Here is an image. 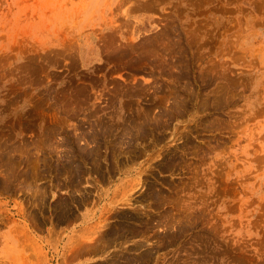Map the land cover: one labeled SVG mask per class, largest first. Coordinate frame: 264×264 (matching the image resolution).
<instances>
[{"label":"rangeland","instance_id":"obj_1","mask_svg":"<svg viewBox=\"0 0 264 264\" xmlns=\"http://www.w3.org/2000/svg\"><path fill=\"white\" fill-rule=\"evenodd\" d=\"M0 154V264H264V0H0Z\"/></svg>","mask_w":264,"mask_h":264},{"label":"bare ground","instance_id":"obj_2","mask_svg":"<svg viewBox=\"0 0 264 264\" xmlns=\"http://www.w3.org/2000/svg\"><path fill=\"white\" fill-rule=\"evenodd\" d=\"M138 57V56H137ZM167 63V62H166ZM170 68V67H169ZM179 73V72H178ZM188 74V73H187ZM179 75V74H178ZM181 76H182V73H181ZM187 76V75H186ZM180 77V76H179ZM176 80H178V79H176ZM175 80V81H176ZM183 85V84H182ZM160 86V85H159ZM173 87V86H172ZM184 87V86H183ZM182 89V88H181ZM184 89V88H183ZM168 93V92H167ZM173 97V96H172ZM178 103V102H177ZM176 103V104H177ZM170 108V107H169ZM177 108V107H176ZM159 117V116H158ZM162 117V116H161ZM165 118V117H164ZM156 121H158V120H156ZM139 128V127H138ZM107 132V131H106ZM128 132V131H127ZM126 132V133H127ZM119 135V134H118ZM125 135V134H124ZM129 135V134H128ZM105 136V135H104ZM120 142V141H119ZM125 142V141H124ZM96 143V142H95ZM122 143V142H121ZM128 144H130V143H128ZM127 144V145H128ZM98 146V145H97ZM122 146V145H121ZM129 150V149H128ZM80 151H81V149H80ZM11 152V151H10ZM9 152V153H10ZM88 153V152H87ZM1 155V154H0ZM65 156V155H64ZM63 156V157H64ZM10 157H12V156H10ZM8 158V157H7ZM68 158V157H67ZM17 160V159H16ZM8 161V160H7ZM76 161V160H75ZM12 162H14V161H12ZM12 162H10L11 164H13ZM6 163V162H5ZM4 163V164H5ZM14 163H16L17 164V162H14ZM62 163V162H61ZM10 164V165H11ZM18 164H19V162H18ZM55 164V163H54ZM8 165V164H7ZM9 166V165H8ZM13 167H11L10 169H12ZM75 169H76V167H74ZM61 169V168H60ZM74 169V170H75ZM97 169V168H96ZM73 170V171H74ZM78 170V169H77ZM77 170H75V171H77ZM66 171V170H65ZM56 172H58L57 170H56ZM19 173V172H18ZM21 173V172H20ZM59 173V172H58ZM76 173V172H75ZM102 173V172H101ZM7 174V173H6ZM14 174V173H13ZM103 174V173H102ZM10 175H11V172H10ZM31 175V174H30ZM71 175V174H70ZM8 176H9V172H8ZM33 176V175H32ZM6 178H8L7 176H6ZM29 178V177H28ZM69 178V177H68ZM73 179V178H72ZM9 180H10V178H9ZM28 180V179H27ZM59 181V180H58ZM73 182V181H72ZM28 183H30V182H28ZM62 183V182H61ZM74 184V183H73ZM6 185V184H5ZM71 185V184H70ZM64 188V187H63ZM86 195V194H85ZM158 197V196H157ZM75 200V199H74ZM79 201V200H78ZM60 204H61V202H59ZM64 204V203H63ZM66 204V203H65ZM68 204V203H67ZM163 204V203H162ZM58 205V204H57ZM69 205V204H68ZM67 206V205H66ZM52 207V206H51ZM56 207V206H55ZM58 208V207H57ZM55 209V208H54ZM53 210V209H52ZM57 210V209H56ZM59 212L60 213H62V215H63V213H67V209L65 208V205H60V209H59ZM70 212V211H69ZM52 213V212H51ZM70 214H72V213H70ZM61 214H60V216H62ZM64 216V215H63ZM62 216V217H63ZM56 217V216H55ZM61 217V218H62ZM65 218V217H64ZM64 218H62V219H64ZM66 218H67V216H66ZM122 218V217H121ZM127 218V217H126ZM57 219V218H56ZM68 219V218H67ZM128 219V218H127ZM59 220V219H58ZM62 221V220H61ZM128 224V223H127ZM132 225V224H131ZM166 225V224H165ZM127 226V225H126ZM125 228V227H124ZM108 229V228H107ZM103 230V229H102ZM109 230V229H108ZM105 231V230H104ZM103 231V232H104ZM102 232V231H101ZM102 232V233H103ZM98 234V233H97ZM119 235H121V234H119ZM92 236V235H91ZM111 236H112V232L111 231H107V232H105L103 235H102V238L100 237V236H98V237H100L101 239H102V241L103 240H105V239H107V241L109 242L110 241V239H111ZM163 236H165V235H163ZM90 237V236H89ZM83 238V237H82ZM86 239V238H85ZM93 239V238H92ZM74 241H75V239H73ZM89 240H91V239H89ZM112 240V239H111ZM79 243H83V242H81V240L79 239ZM92 241H97V239L95 238V240L93 239ZM99 241L100 240H98V243H99ZM85 242V241H84ZM87 242H88V240H87ZM91 242V241H90ZM127 242V241H126ZM75 243V242H74ZM77 243V242H76ZM75 243V244H76ZM93 243V242H92ZM84 244V243H83ZM89 244V243H88ZM88 244H87V246H88ZM91 244V243H90ZM94 244H95V242H94ZM93 244V245H94ZM106 244V243H105ZM105 244H103V246L105 245ZM79 245V244H78ZM93 245H91V247L93 246ZM76 246V245H75ZM80 246V245H79ZM83 247V246H82ZM91 247L90 246H88V248H90L91 249ZM134 248H136L135 246H134ZM73 249V248H72ZM75 249V248H74ZM84 249V248H83ZM86 250V249H85ZM92 250H94V251H96L97 250V246H94L93 248H92ZM99 250V249H98ZM122 250V249H121ZM72 251V250H71ZM88 251H90V250H87V252ZM82 252V251H81ZM91 252V251H90ZM93 253V252H92ZM140 254V253H139ZM148 254H149V252H148ZM67 255V254H66ZM141 255V254H140ZM126 256V255H125ZM66 257V256H65ZM72 257H73V255H72ZM71 257V258H72ZM142 257V256H141ZM141 257H140V259H141ZM114 258V257H113ZM139 259V258H138ZM145 259H146V257H145ZM117 260V259H116ZM121 260V259H120ZM123 260V259H122ZM135 258L134 259H132L131 257H126V258H124V260H123V264H133V263H135ZM64 262V261H63ZM112 262H114V261H112ZM121 262V261H120ZM139 262V261H138ZM111 264V263H110ZM113 264H115V263H113Z\"/></svg>","mask_w":264,"mask_h":264}]
</instances>
